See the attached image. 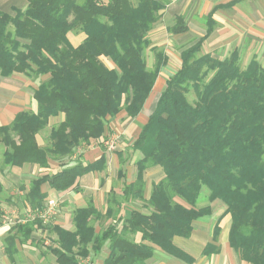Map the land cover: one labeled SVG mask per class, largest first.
<instances>
[{
	"label": "trees",
	"instance_id": "trees-1",
	"mask_svg": "<svg viewBox=\"0 0 264 264\" xmlns=\"http://www.w3.org/2000/svg\"><path fill=\"white\" fill-rule=\"evenodd\" d=\"M26 2L12 14L0 10V75L22 73L36 81L37 107L17 112L10 124L0 126V142L4 164L48 167L49 157L65 158L81 145L103 142L109 119L121 112L135 118L142 111L167 62L149 37L165 0ZM75 29L85 35L77 45L68 38ZM186 29L178 16L167 30ZM206 35L179 52V67L165 79L153 110L127 149L118 152L121 187L109 195L106 210L89 201L75 209L73 231L51 226L56 238L47 250L55 264H90L83 260L105 243L106 264H146L154 246L191 261L173 237L190 236L193 222L210 213L209 205L197 206L202 193L205 200L225 205L231 219L228 242L240 259L264 264V65L252 58L241 67L236 52L223 59L201 54ZM148 47L155 58L151 69L143 54ZM59 114L63 119L51 128L49 144L40 146L36 134ZM134 152L140 157L128 180L124 167ZM105 166L104 154L84 162L79 153L73 164L31 180L25 202L42 208L48 196L43 184L64 191L79 176ZM150 166H159L163 177L145 199L144 172ZM134 200L148 212L130 208L127 213L126 205ZM104 219L109 223L96 231L92 220ZM35 225L43 226L38 219L14 223L8 246L14 250L15 238L33 241Z\"/></svg>",
	"mask_w": 264,
	"mask_h": 264
},
{
	"label": "crops",
	"instance_id": "crops-1",
	"mask_svg": "<svg viewBox=\"0 0 264 264\" xmlns=\"http://www.w3.org/2000/svg\"><path fill=\"white\" fill-rule=\"evenodd\" d=\"M26 3V0H0V10L12 14L15 9L23 10L26 7ZM178 16L183 19L184 26L187 28L184 32L175 34L179 35L178 40L182 41L180 51L207 34L202 44L201 51L203 52L201 54L209 53L214 57L217 56L223 59L236 52L239 61L242 56L245 57L247 55L246 59L248 60L245 65L252 58H255L264 65V0H165V7L160 20L166 23L167 29L175 23ZM168 32L173 34L170 31ZM215 51L220 53L215 54ZM36 85V81H31L22 73H12L8 76L0 75V126L10 124L19 111H36L37 104L33 98V88ZM151 96L152 93L145 101L144 107ZM154 105L150 111L144 113L143 107L142 111L135 118H127L124 121H120L117 118L118 116L126 117L121 112L112 118L113 120H110L108 125L115 131L119 128V131L125 134V131L128 133V128L133 126V122L137 127V135L140 127L145 123L147 116L153 110ZM140 117H142V120H140ZM62 119L63 114L51 117L48 121L49 127L47 129H45L46 127L43 128L36 134V140L40 146L49 144L51 128L56 126ZM119 122H124L125 125L119 127ZM46 130L47 132H45ZM136 135L128 143L126 141L127 145L132 142ZM100 139L102 138L98 140ZM90 146L93 145L91 144ZM90 146L82 151V160L84 162H91L101 154H104L106 166L103 170L90 171L79 176L76 180L77 184L64 191L52 190L47 184L41 186L42 191L48 193L47 198H55L58 205L60 204L58 215L51 226L57 225L66 230L73 231V215L76 208L85 207L90 201L97 210L103 213L106 210L109 195L113 193L116 195L120 190L121 181L117 176V170L120 167L118 152L123 151L124 148L115 145L112 150H106L103 144V148L101 149L99 146L95 148H91ZM4 149V145L0 142L1 214H4L8 209L13 210L16 208L15 206L17 205L15 203L22 201V197L24 198L29 189L31 180L37 178L39 175L50 174L60 170L62 164L74 163L68 162V158L70 157L68 156L61 159L49 158L48 167L26 163L22 166H11L3 162ZM133 154L137 155L136 160L140 157L138 152H134ZM75 157L76 155L73 154L72 161H74ZM136 160L133 162L134 165ZM108 171H110L109 176ZM150 173L152 178L148 179ZM115 177L120 181L118 189H115V183H113V178ZM146 177L149 183H146L145 199L149 197L152 184L163 177V171L159 166H150L144 172L145 182ZM206 201L204 200L203 202ZM205 205H209L211 211L209 214L193 222L190 236L173 237V244L192 260L188 261L187 259L171 256L159 247L154 246L153 254L146 260V264H248L240 259L237 252L228 242L231 219L229 214L224 213L225 205L220 200H214ZM130 208L148 212V209H146L144 203L140 200H134L126 205L125 211L129 213ZM92 221H96L97 223V221L102 220ZM12 225L0 223V264H27L21 262L18 259V255L24 251L28 253L32 246L39 252L40 256L44 255L45 251L37 245V239L33 238V234H31L33 241L28 240L21 243L15 238L13 240V247H15L12 250L7 243V238L12 236L11 234L13 233L11 231ZM93 225L96 231L101 230V227L96 228L97 224ZM216 225L218 226L217 231H215ZM132 237L135 240H139L138 234ZM208 244L211 245V248H208V252L204 253V248ZM9 252H12V255H9ZM107 254L108 244L105 243L98 253L90 251L83 261L90 264H106L104 259ZM24 257L28 260L26 256ZM51 264H55V256Z\"/></svg>",
	"mask_w": 264,
	"mask_h": 264
},
{
	"label": "rangeland",
	"instance_id": "rangeland-1",
	"mask_svg": "<svg viewBox=\"0 0 264 264\" xmlns=\"http://www.w3.org/2000/svg\"><path fill=\"white\" fill-rule=\"evenodd\" d=\"M149 37H150V46L154 45L157 46V48L162 51L166 57H167V62L161 67L158 77L156 79L155 85L151 91L152 96L149 99V101L146 103L143 112L146 113L147 111H150L156 101V98L158 96L159 91H161L164 88V82L165 79L168 77V75H170L171 73H173L178 67H179V52L182 46V41H179V35H175V34H170L167 31V26L166 23L162 22L161 20H159L157 23L154 24L153 28L150 30L149 32ZM68 38L71 42V44L73 45H77L78 43H80L83 39H84V33H82L81 31L75 29L72 30L68 33ZM192 41V40H191ZM190 43V41H189ZM231 51V50H229ZM203 51H201L200 53H202ZM215 54L220 53L215 51ZM221 53H223V51H221ZM225 53V51H224ZM144 58L146 60V65L148 68H153L154 67V53L152 51H150L149 47L144 49ZM247 56V55H246ZM246 56H242L240 61H239V65L241 67H244L245 63L247 62L248 59H246ZM217 57V56H215ZM222 57V56H220ZM248 58V57H247ZM104 63L108 66H113V64L111 63V61L107 58H102ZM28 79H30L31 81L32 78L27 77ZM150 93V95H151ZM193 94L190 93L188 95V98L190 100H192L193 98ZM117 118H119L120 121H124L125 119H127L126 117H120L118 116ZM142 117H140V120ZM109 120H113V119H109ZM109 122L107 123V131L104 135V139L108 138L112 135H116V139H115V145L120 146L121 148L123 147L124 150H126L127 148V143L129 142V140L134 137L136 135V131H137V127L133 124L130 128H128V133L125 131V134L121 133V131H119V128L116 129V131L112 128H110V125H108ZM120 126L122 127L123 125H125L124 122H119ZM136 124V123H135ZM49 126L47 125L45 129H47ZM44 129V130H45ZM47 132V130L45 131ZM128 138V139H127ZM127 141V143H126ZM101 142V143H100ZM91 144L93 146H90L91 148H95V147H102V141L100 140H93L91 142ZM89 147V146H88ZM87 147L85 145H81L79 146L75 152L74 155H78L79 153H82V151H84ZM50 159H55L53 157H49ZM83 158V157H82ZM137 155L132 154L130 156L129 161L127 162V164L125 165L124 169L127 172V178L128 180H132L134 175H135V165L133 164L134 160H136ZM61 159V158H59ZM73 160V155L70 156L68 158V162L72 163L74 161ZM110 174V171H108V176ZM153 174V173H152ZM151 173L150 175H148V179L152 178L151 177ZM146 177V183H149V180ZM155 179V178H153ZM113 183H115V189L119 188L120 185V181L115 177L113 178ZM49 200V198L46 199V201L44 202L42 208L45 206V204L47 203V201ZM205 200V194L202 193L199 201H198V207L203 206L205 204L210 203L211 201H206L203 202ZM24 201V202H23ZM57 202V200H56ZM202 202V203H201ZM221 202V201H220ZM200 203V204H199ZM17 206H15L16 208H14L13 210L8 209L4 214L0 215V223L5 224L2 218V215H5L7 217H9L12 221L11 224L12 225L16 222H24L28 219H30V211H28V209L30 208V206H28L25 202V196L24 198L22 197V201L21 202H16L15 203ZM60 205V204H59ZM59 205L57 203V206L55 207V211L54 213L47 219L46 222H42L40 220L41 225L43 226H38L35 225L34 231L32 232L33 234V238L39 240L41 242L40 248L42 250L45 251L44 255H39V252L33 248H28L29 252L25 253V251L22 253L20 252V255H18V259L21 262L27 263V264H51L54 260V256L47 250V248L51 245H53V240L55 238V234L54 232L51 231V225L53 224V222L56 219V216L58 215V210H59ZM103 206V205H102ZM100 207V206H99ZM32 210V208H30ZM29 221V220H28ZM110 220L104 219L102 221H92L93 224H97V227H105ZM219 221V220H218ZM218 221L216 222L218 225ZM209 225L210 223L207 222ZM212 224V222H211ZM28 259L26 260L25 257ZM96 257V256H95ZM36 258V259H35ZM30 260V263H29ZM97 261V259H95ZM246 263V262H245ZM96 264V263H95Z\"/></svg>",
	"mask_w": 264,
	"mask_h": 264
},
{
	"label": "built area",
	"instance_id": "built-area-1",
	"mask_svg": "<svg viewBox=\"0 0 264 264\" xmlns=\"http://www.w3.org/2000/svg\"><path fill=\"white\" fill-rule=\"evenodd\" d=\"M116 137H117L116 135H112L103 140L102 143L104 147L106 148V150H112L114 148ZM56 206H57L56 199L50 198L43 208H39V209L35 208L32 210L29 208L28 211H30V217H29L30 219L28 220L38 219V220H41L42 222H46L47 219L54 213ZM2 218L4 220L3 222L6 225L11 224L12 220L9 217L2 215ZM20 223H23V222H20Z\"/></svg>",
	"mask_w": 264,
	"mask_h": 264
}]
</instances>
